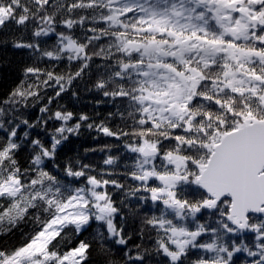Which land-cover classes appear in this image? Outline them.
Segmentation results:
<instances>
[{
    "label": "snow or ice",
    "instance_id": "1",
    "mask_svg": "<svg viewBox=\"0 0 264 264\" xmlns=\"http://www.w3.org/2000/svg\"><path fill=\"white\" fill-rule=\"evenodd\" d=\"M0 65V264H264V0H0Z\"/></svg>",
    "mask_w": 264,
    "mask_h": 264
},
{
    "label": "trees",
    "instance_id": "2",
    "mask_svg": "<svg viewBox=\"0 0 264 264\" xmlns=\"http://www.w3.org/2000/svg\"><path fill=\"white\" fill-rule=\"evenodd\" d=\"M12 78L14 76V72L11 70V68H4L2 65H0V85L4 83V77ZM85 99H88L87 96L84 97ZM62 103H67V100L62 101ZM91 141L90 138L87 135L81 136L79 140H75L73 143V147H80V150H83V147H88L90 145Z\"/></svg>",
    "mask_w": 264,
    "mask_h": 264
}]
</instances>
